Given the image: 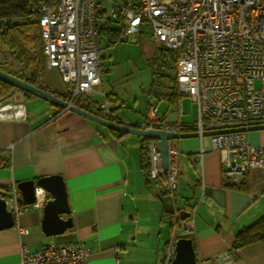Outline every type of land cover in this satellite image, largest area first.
Instances as JSON below:
<instances>
[{
    "label": "crops",
    "instance_id": "crops-1",
    "mask_svg": "<svg viewBox=\"0 0 264 264\" xmlns=\"http://www.w3.org/2000/svg\"><path fill=\"white\" fill-rule=\"evenodd\" d=\"M98 3L102 25L110 16ZM110 27L100 35L105 46L118 42L120 24L113 21ZM101 77L102 70L86 102L89 109L97 111L93 103L106 100L120 122H145L147 111L140 116L134 109L136 92L120 93L109 80L106 87ZM44 84L62 97V91ZM21 93H11L16 99L0 106V189L12 192L20 181L60 174L73 227L46 236L41 229L43 206L21 211L13 227L0 230V264H19L21 245L37 250L77 240L87 248L90 264H162L165 246L181 236V219L173 212L164 215L172 204L162 193L163 186L157 180L145 182L140 136L109 129ZM150 98L158 100V124L179 132L195 131L196 120L184 116L183 104L179 111V95L170 99L153 91L147 102ZM247 137L251 144L264 147V129L247 132ZM171 147L178 169L179 208L195 209L191 239L198 264H264L262 241L229 250L240 229L264 214V170L250 169L234 182L223 173L221 154L212 149L209 136L175 139ZM234 183L249 189L226 186Z\"/></svg>",
    "mask_w": 264,
    "mask_h": 264
},
{
    "label": "built area",
    "instance_id": "built-area-1",
    "mask_svg": "<svg viewBox=\"0 0 264 264\" xmlns=\"http://www.w3.org/2000/svg\"><path fill=\"white\" fill-rule=\"evenodd\" d=\"M29 11L36 15L47 68L59 73L68 95L65 100L86 103L101 74L98 1L40 0ZM110 18L120 24L118 42L128 41L147 24L156 44L172 51L176 91L196 103L194 127L199 134L264 124V0H115ZM93 105L101 117L114 118L108 101ZM178 108L181 113V101ZM155 120L157 106L150 98L142 127L157 128ZM209 137L212 149L221 154L223 173L234 182L250 169L264 170V147L251 144L247 132ZM172 156L170 146L169 166L163 170L154 141L148 144L149 177L161 181L179 220L178 169ZM48 196L37 187L35 201L25 204L13 189L6 201L16 215L42 207ZM188 212L178 224L185 237L195 232V209ZM174 243L165 246L162 264L174 258ZM19 254V264H90L80 240L37 250L21 245Z\"/></svg>",
    "mask_w": 264,
    "mask_h": 264
},
{
    "label": "water",
    "instance_id": "water-1",
    "mask_svg": "<svg viewBox=\"0 0 264 264\" xmlns=\"http://www.w3.org/2000/svg\"><path fill=\"white\" fill-rule=\"evenodd\" d=\"M0 80L11 84L12 86L37 96L61 107L65 110L79 114L93 122H96L109 129L122 133L134 134L140 138L152 139L156 149L160 153V162L163 170H167L170 162V146L172 140L186 137H206L225 132H251L264 129V124L238 126L224 129L205 130L201 134L198 131L179 132L169 128H143L132 126L107 119L99 116L93 111L86 110L80 106L66 101L63 97L54 94L48 90L42 89L36 85L23 81L5 71L0 70ZM115 117V116H114ZM116 118V117H115ZM41 188L49 194L43 205V215L41 219V229L46 236L62 234L73 227V220L70 214V207L66 186L63 177L60 174L42 176L36 180H24L17 183V189L20 193L21 201L30 204L35 201L36 188ZM64 215H66L64 217ZM180 219L184 220L189 216L187 210H180ZM15 224V214L7 206L6 198L0 196V230L11 228ZM175 256L170 264H198L192 239L189 237H178L174 243Z\"/></svg>",
    "mask_w": 264,
    "mask_h": 264
},
{
    "label": "trees",
    "instance_id": "trees-1",
    "mask_svg": "<svg viewBox=\"0 0 264 264\" xmlns=\"http://www.w3.org/2000/svg\"><path fill=\"white\" fill-rule=\"evenodd\" d=\"M40 0H0V49L11 55L20 65V70L13 72L8 68L4 62H0V70L5 71L23 81L30 84L36 85L42 89L48 90L47 86L40 81L41 76L47 69L46 59L42 53L40 32L36 15L29 11L31 5L39 3ZM100 15V14H99ZM101 18V17H100ZM111 18H107L102 25L99 27V37L101 39V32L105 30H111ZM119 32V30H117ZM142 31V29H141ZM140 31V32H141ZM139 32V33H140ZM158 68L152 70V85L161 84L163 91H156L157 93H163L168 98H175L177 95V81L176 76L170 78L169 70H172V61L174 59L173 53L170 49L159 46L158 48ZM160 68V69H159ZM159 69V70H158ZM172 79L173 84L168 86L165 80ZM167 82V81H166ZM14 87L11 84L0 80V98H2L7 89ZM169 89V90H166ZM166 90V91H165ZM169 91V92H168ZM24 92V91H23ZM166 92V93H165ZM25 94H29L24 92ZM64 99H68V95L61 92ZM180 96V95H179ZM74 104L80 106L86 110H90L87 103L80 104V100L75 99ZM91 111V110H90ZM100 116L98 111H93ZM114 121L120 122L115 117L110 118ZM122 123V122H121ZM132 125V124H131ZM154 127L164 128L162 124L154 122ZM140 127L141 125H132ZM182 129V128H181ZM195 129V127H194ZM152 139L142 138L141 139V152H140V163L145 178V182L148 184L151 180H157L160 184L159 179H151L149 177V158H148V144L152 142ZM162 185V184H161ZM229 187H238L239 189L248 190L247 184H226ZM10 189H0V196L9 198L11 193ZM163 194H167L164 189ZM169 197V195H168ZM164 215H170L172 210H164ZM191 238V236H187ZM264 242V214L256 219L252 224L245 226L235 236V241L230 251H234L236 248L243 245L255 242Z\"/></svg>",
    "mask_w": 264,
    "mask_h": 264
},
{
    "label": "rangeland",
    "instance_id": "rangeland-1",
    "mask_svg": "<svg viewBox=\"0 0 264 264\" xmlns=\"http://www.w3.org/2000/svg\"><path fill=\"white\" fill-rule=\"evenodd\" d=\"M98 1H100L102 7H104L110 16L112 4L115 0ZM102 45L104 47V52L100 60L102 64L100 69L102 70L101 78L104 80L105 86H108L107 81L109 80L111 85L120 93H123L125 89H130V94L132 95L136 92L135 97H137V102L134 109L138 112V115L141 116L147 111V98L150 92H153V89L160 92L163 87L161 84L152 85V70L153 68L154 70L158 68L159 46L154 41L150 27L145 24L142 31L136 35H130L128 41L117 42L113 46H105V42H103ZM0 62H4L13 72L20 70L19 63L11 55L1 49ZM169 76L173 79L175 76L174 69L169 70ZM42 79L47 85L54 86L60 91L64 90V85L55 69L47 68L42 75ZM172 79H170V81L166 79L165 83L171 86L173 84ZM40 81L43 82L41 79ZM13 92L22 94L21 92L23 91L16 87L8 88L5 95L0 98V106L7 101L16 99V96L11 94ZM180 100L183 104L184 116L192 120H197L196 103L192 102L186 95H180ZM153 102L156 105L158 100ZM133 103L134 100L132 98L130 105Z\"/></svg>",
    "mask_w": 264,
    "mask_h": 264
}]
</instances>
